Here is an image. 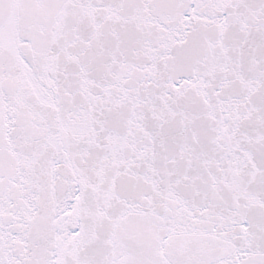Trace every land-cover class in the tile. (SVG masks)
Listing matches in <instances>:
<instances>
[{"label":"snow or ice","instance_id":"1","mask_svg":"<svg viewBox=\"0 0 264 264\" xmlns=\"http://www.w3.org/2000/svg\"><path fill=\"white\" fill-rule=\"evenodd\" d=\"M0 264H264V0H0Z\"/></svg>","mask_w":264,"mask_h":264}]
</instances>
